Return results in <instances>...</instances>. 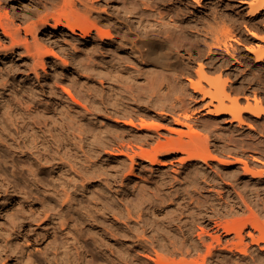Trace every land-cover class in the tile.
Returning <instances> with one entry per match:
<instances>
[{"label": "bare ground", "instance_id": "bare-ground-1", "mask_svg": "<svg viewBox=\"0 0 264 264\" xmlns=\"http://www.w3.org/2000/svg\"><path fill=\"white\" fill-rule=\"evenodd\" d=\"M151 1L118 0L120 6L110 10L105 8L106 3L104 7L98 6L99 0H34L28 1L32 5L23 12L25 3L20 0H0V6L7 8L6 15L4 10L0 12V54L12 59L17 55L25 57L32 62L31 70L35 74L39 67L47 72L49 61L57 74L50 81L48 91L41 93L30 85L29 95L23 96L15 90L16 83L20 84L13 61L0 72V90L4 89L0 91V111L16 131L19 152L33 156L37 162L36 167L27 168L31 180L44 195L52 198L38 214L60 227L64 235L62 247H56L53 255L66 258L68 264H100L93 250L106 259L135 255V259H149L144 264H264V212L261 210L264 211L261 207L264 171L257 167L259 170H254L249 164L250 159L264 164V159L247 153L244 148L248 147L249 140L244 145L246 141L241 139L242 146L238 144L239 148L234 147L232 151L224 139L220 145L214 143V149L209 135L211 126L224 114H230L227 121L237 122L238 129L244 125L253 128L264 116V99L255 96L251 102V98L242 94V88L228 85L230 77L223 66L229 63L223 64V61L217 66V59L211 57L224 52L238 62L242 56L227 41L233 34L231 26L229 29L225 24L227 21L222 22V29L230 30L225 31L231 36L224 35V38L216 33L221 26L218 23L219 28L214 27L216 30L212 33L211 23H215L211 22V14L201 17L200 21L197 17V26L187 25L177 19L188 13L187 8H180L178 3L176 10H163L160 4V8L154 4L156 0ZM193 1L199 6L203 2ZM238 2L248 10L244 24L248 33L264 41V34H259L264 31V0ZM10 4L20 9H15L13 16L8 10ZM259 17L262 19L257 20ZM229 21L228 24L241 30L245 20L232 17ZM47 28L51 29L47 33L50 44L39 36ZM192 28L203 33L202 40L191 41L188 31ZM59 33L65 37L60 39ZM211 36L213 43L208 41ZM250 42L246 49L254 54V62H264V46L259 42L257 46H250ZM185 46L189 47L183 51ZM139 64L146 70H138ZM60 69L66 73L62 71L64 74L60 75ZM135 70L146 71L143 75L146 74L145 80L151 87L146 104L157 106L160 111L148 107L145 108L148 111L141 109L139 113L135 110L138 107L131 106L135 97L128 98L124 95L126 92H121V89L129 91L132 82L140 81L139 75L133 74ZM189 87L201 95L198 104H202L198 106L204 109L202 117L196 118L197 108L181 107L185 106ZM178 107L183 112L177 111ZM151 111L156 113L151 115ZM148 118L157 121L150 122L153 119ZM200 129L207 132L203 134ZM230 137L229 140L233 136ZM254 142L258 146L252 144L253 150L264 156V142ZM167 160L178 163L174 174L164 172ZM145 162L155 168L150 169L153 174L160 172L158 178L153 175L152 183L142 182L141 187L129 190L120 198L114 189L116 180L111 169L115 167L116 173L128 171L134 175L135 165ZM43 168L51 169L50 183L40 176ZM246 177L250 179L244 181ZM212 186L219 187L215 192L221 199L230 198L225 206L219 204L222 200L212 203L209 199L213 193L207 188ZM80 196L86 198V204L79 200ZM158 208H164L166 216L164 212L160 217ZM220 212L228 213L230 218L225 219L226 214ZM20 227L14 223L7 230L10 246L0 249V263L5 256L14 258L15 264L34 262L19 241ZM88 241L93 243V250ZM129 244L136 246V254L125 247Z\"/></svg>", "mask_w": 264, "mask_h": 264}, {"label": "rangeland", "instance_id": "rangeland-1", "mask_svg": "<svg viewBox=\"0 0 264 264\" xmlns=\"http://www.w3.org/2000/svg\"><path fill=\"white\" fill-rule=\"evenodd\" d=\"M20 1L22 2V4L25 3V4H23V8H21V9H23V12H26V11H28L30 9V7H31L30 5H32V3L30 4V2H34V0H20ZM28 1H30V2H28ZM99 1L100 2L98 3V6H100V7L103 6L104 7L106 5L105 8L108 7V8H110V10H116V7H119L120 6L119 4H117V1L118 0H110V1H108V0H99ZM158 1L157 0L154 1V4L157 5L159 8L162 6L161 8L163 10H166V9H168V10H176V7L179 8V6H180V8H182V7L183 8H187L186 12H188V13L187 14L185 13L183 16H181L182 18L181 17L179 18L178 16H176V17H178L177 18L178 20L181 19V20H179L180 23H183L184 22L187 25L193 24L192 26H194V25L197 26L198 25L197 23H199L198 21H200L201 17L202 18H205L206 15L211 14V22H214L215 23V24L211 23V26H212L211 29L213 28V32L212 33H214L215 30L218 29L219 28L218 26H220V25H221L220 26V30H221L223 28L222 27L223 26L222 24L227 21L225 24L228 25L227 28H229L231 26L230 27L231 28V31L230 30H227V28L225 27L226 26L225 24H224V27L226 29H222L221 31H223V30L225 31L226 30V31H230L231 33L233 32L232 38L231 39L229 38L231 36L230 35L231 33L229 34V32H226V31L225 32L224 31L221 32L218 29L220 32L218 30H216L217 31L216 33L221 34L222 35V36L220 35L221 37H224V35L227 36L229 38L227 40V41H229V44H233V45H231V47H233L232 49H234V48L235 49H238V51H240L239 53H241L240 55H242V56H240V60H238V62L234 58L233 59H232V57L230 58V55L229 54H226L224 52L223 53L222 52H219V54H216V56L215 55H211V57H215V60L217 59L216 60V65L217 66H221L222 63H223V61H224L223 64H226V63L228 64L229 63V65H225L226 67L223 66V68L225 70V74L228 73V76L230 77L229 78V84L228 85H230L232 87L234 85V87H236V88L239 87V89L242 88L244 90V91L242 90V92H243L242 94L244 96H247V97L251 98L250 99L251 102H254L255 96H258V97H261V98L264 99V80H261V78L264 79V62L259 63V64H256L254 62V54L253 53L251 54L246 49L249 46L248 44H249L250 41L252 42V44L250 42V46L253 45V44H254L253 46H255V45L257 46L258 45V42L264 46V41H262L260 39H256V38L252 37V35L250 33H248L249 30L246 29V26L244 25V24H246L245 22H247V20H248V18L246 17V13H247L248 10L247 9H243V7L239 5L238 0H203L201 6H199L198 4H196V2L193 1V0H187L188 2L186 0H183V1H181V0H169V2H167L168 0H165V1L164 0H162V1L158 0ZM192 1H193V3H192ZM217 1L219 3H217ZM151 2H153V0ZM155 2H157L158 4L155 3ZM163 2H166V3H163ZM101 3H102V5H101ZM103 3L104 4L106 3V4L104 5ZM178 3H179V6L177 5ZM184 3H186V4H184ZM11 5L12 4L9 5L8 10L10 11V14L13 16L12 13H14L15 9H16V11H18L20 9H18V6L17 5L15 7L13 5H12L13 6L12 7ZM113 6H114V8H113ZM184 6H186V7H184ZM4 8H6V7L0 6V12L1 13H3L5 10L7 11V8L6 9H4ZM2 10H4V11H2ZM6 11L4 12V14L6 13ZM224 11H225V13H224ZM214 12H217V13H214ZM216 14H218V15H216ZM234 14H237L239 16L234 15ZM123 15H121V16H123ZM192 15H194V16H192ZM221 15L223 17L222 20L225 18L223 21L220 19L221 18ZM226 15L229 18H227ZM215 16L216 17L218 16L220 20L219 19L216 20L218 17L216 18ZM236 16H237V18H236ZM124 17H126V16L124 15ZM232 17L235 18V19L243 20V21L245 20L243 23L241 21V23L243 24V27L244 28L242 27V24H241V30L236 29V27H234L231 24H228V23H231L229 21V19L232 18ZM196 18L198 19V21H196L197 20ZM35 19L36 18H34V20ZM261 19L262 18L259 17L257 20H261ZM133 21L136 22L137 19L135 18ZM217 23L219 24L218 26H216ZM214 27H216V29ZM47 29H49V30H47V32L44 31V30L43 31H40L39 36L43 40H45V42L47 44H50V40L51 39H50V37H47V33H50L51 29L50 28H47ZM62 29H61V31H64V28H62ZM194 29L195 28H192V30L190 29L188 31V33L190 32V34H191L189 36L190 39H192L191 41L202 40L203 33L199 29H197V28H196V30H194ZM197 30H198V32H197ZM61 31H60V33H61ZM192 31L193 32H196V33H193ZM239 31H242V32H239ZM60 33H59V38L60 39L64 38L65 35L60 34ZM226 33L229 34V36ZM259 34H261V36H262L264 34V31H259ZM211 35L215 39L214 34H211ZM192 36H194V37H192ZM212 36H211V40H208V41H210V43H213V41H214V39L212 38ZM198 37H199V39H198ZM233 37H234V39H233ZM262 37H264V35ZM240 39L242 41L244 39L245 41L242 42ZM238 41H240V42H238ZM246 41H249V42L245 43ZM185 48H186V46L184 47L183 51H185L187 49V48L186 49ZM243 52H244V54H243ZM246 55H249V58H247L248 56H246ZM250 56H252V57H250ZM0 57H1L0 58V72H1L2 67H8V66H10L11 65V62L10 61L11 60L13 61L12 64H14L16 70H18L15 73L16 80L19 81V84H20L18 86L17 83H16L17 88L15 90L17 92H19L23 96H28L29 95L30 85L36 86V88H38L41 91V93H42V91L43 92H45L46 90L48 91V88L50 87V81L53 78L56 79L57 74L55 73V70H53V68L51 67V64H50L49 61L47 62L48 64L46 65L47 72L44 71L41 67H39L38 70H37V72H36V74H35L34 71L32 72V70H33V67H31L32 62L30 60L28 61V59H26L23 56L17 55V57L15 59L13 58L14 60L12 58H7L3 54H0ZM24 60H26V61L24 62ZM250 61H252V62H250ZM5 65H8V66H5ZM227 66H228V68H227ZM257 66H259V67H257ZM144 68H146V67H142L141 64H139L138 70L144 71V70H146ZM253 70H254V72H253ZM62 71L66 73V70L65 69H60V71H59V73L61 72L60 75L64 74ZM137 71L135 70L133 74L134 75H137V76L139 75V77H137V76L136 77L140 81H136V82H138L140 84H136L135 85L136 82L135 83L132 82V84H130V86L132 85V88H130L129 91H127V90L125 91L124 89L123 90L121 89V92L122 91H123V93H125V92L127 93L128 92L127 94L126 93L124 94V95H128V98L129 97H132V99H134L133 97H135L134 102L135 101L136 102L135 103L134 102H131V106L132 107H135V106L138 107L137 109L135 108L136 111L139 112L141 109L148 111V109H145V108L150 107L149 103L146 104V102L149 100V97L148 96H149V94L151 92L150 91L151 90V87H150L149 83H147V81L145 80V75L146 74L143 75V73H145L146 71L143 72V73H142V71H139V73ZM48 72H49V75H47ZM140 72L142 73V76H141ZM256 74H257V76L258 75L259 76L256 77ZM250 76L252 78L254 76V79H252ZM20 77H23V80H22V78L20 79ZM21 80L23 82H21ZM257 81H258V83H257ZM262 81H263V83H262ZM11 82H14V81L12 80ZM145 82H146V84H145ZM97 84H95V85L100 90V86H99V84L98 85ZM133 84H134V86H133ZM116 85H117V87L119 86L118 84H116ZM0 86H1V84H0ZM135 86H136L137 89H140V91H142L143 93L142 92L140 93L139 90L135 89ZM140 86H142V87H140ZM132 89H134V91ZM188 89L189 90H188L187 94L185 95V96H187L185 98V100L187 99L189 101L186 100V102L184 104L185 106H181V107H183L185 110L186 109L187 110H190V109L192 110L194 108H197L196 109L197 110V112H196V118L197 117H202V113L204 114V109L202 110L203 107H199L198 106V105L201 106V104H202V103L198 104V101L200 100L201 95L194 93L193 90L190 87ZM212 89H214V88L211 86V90ZM2 90H4V89H2ZM2 90H0V91H2ZM119 90H120V88H119ZM136 90L139 91V92H137ZM117 92L118 91H116L114 93H117ZM131 92L134 95L131 94ZM136 93H137V95H136ZM139 93H140V95H138ZM129 94H131V95H129ZM137 96H140V97L138 98ZM193 97L197 101H195L193 99ZM145 98H147L146 101H145ZM173 98L174 97L171 96L170 99L171 100H175V98L174 99ZM136 99L137 100L138 99L139 100L140 99H144V100L143 101L140 100V101H142V103H141L140 101L137 102ZM244 101H245V103L247 102V100H244ZM187 102L189 103V105H186V104H188ZM139 103H140V105H139ZM156 107H150V110H152V111H155V110L160 111V109H157L159 107H157V108ZM198 108H201V109H198ZM212 108H214V107H212ZM178 109L181 110L180 107L177 108V111H180ZM152 111H151V113H152L151 115H153V114L156 113V112L154 113ZM181 111L183 112V110H181ZM230 118H231L230 114L221 115V117L218 119V122L215 125H212L211 126V133L209 132V135L211 136V138H210V140H212L211 141V143H212L211 145L213 146L214 149H215L214 143L215 144L217 143L216 145H220V143L225 142L224 139H226L225 144L228 143L229 144V147L232 146L231 149H233L234 147L235 148L236 147L239 148V145L238 144L241 143V139L242 140L244 139L245 141L246 140L247 141L249 140L248 141V144L249 145H247L248 147L250 146V143L252 141L253 142L254 141H259L258 142L259 144H260L261 141L264 142V116L262 118H260L257 123H254L253 122L254 124L251 121H248V122H251V124L254 125L253 128L249 127V125H244L242 127V129H238L237 122H233V123L232 122H228L227 119H230ZM5 119L6 118H4L3 113H1V111H0V249L1 250L2 249L5 250L7 247L10 246L9 245L10 243L8 242L10 237L7 236V230H10L12 224L16 223V224H20L21 225V227H20V235L18 236L19 237V241H20L22 247L24 248V251L27 252V253H29L32 256L33 260H34V262H32L31 264H68L67 263L68 260L66 258H62V257H59V256L58 257H54V255H53V252L55 251V248L58 247V246L61 248L62 247V244H63L64 235H62V233H61V228L58 227V226H56L54 223H50V220L49 219H46L44 217V215H42V217H40V215L38 214V212L42 208H46L47 207L48 202H52V198L49 195H44V193L41 190H39V188L37 187L36 183H34L31 180L30 172L27 171V168L28 167H31V166H32V168L33 167H36L37 166V162H36L35 159H33V156L27 155L25 153L21 154L19 152L20 148L17 147V140H16L17 139V134H16V131L14 130V128L12 126H10V124ZM148 119H149V121H150V119H153L150 122H156L157 121L156 118H148ZM139 121L140 120L138 119L137 122L139 123ZM196 128H199V127H196ZM200 131H201V133L203 132V134H205L207 132L205 130L202 131L201 129H200ZM229 136H231V137L232 136L233 137L236 136L237 138H235V137L234 138L233 137L231 138L230 137L231 139L229 140ZM238 139H240V141ZM253 139H255V140H253ZM228 141H231V142H228ZM234 141H235V145H234ZM247 141H246V143L244 145L247 144ZM253 142H252L253 145L257 143V142H254V143ZM262 142H261V144H262ZM252 144H251L252 147L250 146V149L248 147H246V146H244L246 148H244V147L243 148L246 149V151H247V153L249 155H251V156L253 155L254 157H256V156L258 157L260 155L259 158L260 159H262V158L264 159V156H262L260 153H256L257 152L256 151L257 149H255V151L253 150L254 148H253V145ZM256 146H258V145L257 144L254 145V147H256ZM260 147L262 148V146H260ZM234 149L232 151H234ZM241 150H242V148H241ZM220 157L221 158L224 157V159H225L228 156H223L222 157V155H221ZM231 158L228 157L227 160H230ZM231 160H234V159L232 158ZM172 161L174 163L176 162L175 160H167V165L165 167L166 170L164 169V172L169 171V172H167L169 175L170 174H174L173 170H176L177 169L176 167H179L178 163L174 164ZM249 162H250L249 163L250 164V167L253 168L254 170H256L257 168H260L261 170L264 171V164H262L260 162H257L255 160H251V159L249 160ZM252 162H254V164ZM170 163H171V165H169ZM257 163H258L259 167H258V165H256ZM143 165H139V164H136L135 165V172H134L135 174L134 175L129 174L128 171H126L124 174H121V172L116 173V168L115 167H113L111 169L112 170L111 171L112 172V176H113L112 178H114V180H116V182H115L116 184H115L114 189H115V191L117 190L116 192H117V194L119 193L118 196L120 198L123 197L125 194H127L129 192V190L130 191H133V190L136 189V187H139V186L141 187V185H143V183H145V184H146V182H147V184L148 183H152L155 180L154 177L155 178L156 177L158 178L157 175H159L160 172H157V174L154 172L156 175L153 174L152 171L155 170V168L149 162H145ZM172 166H174L175 169H171V168H174ZM142 167H144V168H142ZM257 170H259V169H257ZM143 171H145V172H143ZM211 173H213V175H216V173L214 171H212V170H211ZM153 175H154V177H153ZM40 176L46 182L50 183L51 180H52V172H51V169H49V168L48 169L47 168L41 169V175ZM159 177H161V176H159ZM215 178L217 179V182H220L221 181L218 175H216ZM246 178H243V180L244 181H247L248 179H250V177H246ZM139 180H141V181H139ZM253 180H254V182L256 181L255 179H253ZM250 182H252V181H250ZM140 183H142V184L140 185ZM218 188L217 187H214V186H212L211 188H209V187L207 188L208 190L212 189L211 190V194L212 193L215 194V195L212 194V196H214L213 198H212V196H209V199H211V202L212 203H218V202H220L222 200L221 201L222 203L220 202L219 204H224L223 206H225L226 205V202H229L230 201V198L227 199V197H226V200L221 199L218 196V194L215 192ZM213 189H215V190H213ZM93 191L99 192V190L97 188H93ZM233 196H235V195H233ZM262 196H263V200H264V194ZM79 200L82 201L84 204H86V198L85 197L82 198V196H80L79 197ZM263 200L261 201V204H263V202H264ZM216 201H218V202H216ZM263 206H264V204L261 205L262 208H264ZM261 210H262V212H264L263 209H261ZM164 212H165V209L164 208H161V209L158 208L157 213L159 214V216L160 215L162 216V214ZM220 213L222 215L226 214L225 217H224L225 219H226V216H228L227 218H230L229 215H227L228 213H224V212H220ZM164 214L166 216V212ZM211 214H214V213L211 211ZM262 218L264 219V217H262ZM209 222H210V220H207V223H209ZM212 224H214V223H212ZM196 229L199 230L198 228H196ZM14 236L16 237L15 234H14ZM14 236H12V238ZM88 242H89V246L91 247V250H93L94 249L93 243L91 241H88ZM128 246H125V247L128 248V249H130L131 251H133V253L135 252V254H136L138 252V251L136 252V249L137 248H136L135 245L129 244ZM134 248H136V249H134ZM93 252L95 253L96 262H98L100 264H105L106 261H107L106 262L107 264H136V263L137 264H140L141 260H142V264L149 263V259L148 260L147 259H141L140 257L138 259H135L136 258V255L129 257L132 260L129 259L128 257L127 258L118 259V257H116V256H111L109 259H106L101 254L97 253V251L95 252V250H93ZM154 255L155 254H153V256ZM3 256H5V255H3ZM5 257H4L5 260H3V262L0 263V264H10V263L11 264H15L16 263V262H14V261H16V260H14V258H12V257L5 258ZM135 260H137V261H135ZM99 261H101L102 263L99 262Z\"/></svg>", "mask_w": 264, "mask_h": 264}]
</instances>
